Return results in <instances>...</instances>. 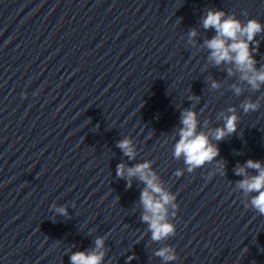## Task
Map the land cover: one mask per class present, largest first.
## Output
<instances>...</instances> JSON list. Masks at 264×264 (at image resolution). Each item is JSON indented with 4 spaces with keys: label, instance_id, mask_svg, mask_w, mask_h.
Returning a JSON list of instances; mask_svg holds the SVG:
<instances>
[{
    "label": "water",
    "instance_id": "obj_1",
    "mask_svg": "<svg viewBox=\"0 0 264 264\" xmlns=\"http://www.w3.org/2000/svg\"><path fill=\"white\" fill-rule=\"evenodd\" d=\"M209 8L264 23V0H0V264H71L97 236L104 264H164L154 253L165 245L178 255L169 264H264V215L235 189L238 165L264 162V86L208 59ZM248 99L259 110L245 114ZM229 106L237 132L214 141L226 175L209 178L215 161L188 172L172 156L181 111L194 108L208 131ZM125 136L135 159L117 147ZM145 160L179 205L175 235L159 242L141 220L143 183L116 176ZM53 203L70 217L53 221Z\"/></svg>",
    "mask_w": 264,
    "mask_h": 264
},
{
    "label": "clouds",
    "instance_id": "obj_2",
    "mask_svg": "<svg viewBox=\"0 0 264 264\" xmlns=\"http://www.w3.org/2000/svg\"><path fill=\"white\" fill-rule=\"evenodd\" d=\"M201 19L204 29L215 30V35L205 40L203 45L210 50L208 59L217 66L222 63L234 65L235 70L240 73V79L246 81L254 90H259L264 86V67H256L257 60L254 56L260 44L256 37L258 34H264V23L255 18H249L245 22L240 20L235 13L229 14L212 8H209ZM196 35L195 29L188 32L190 43H194ZM228 72L232 74V69L229 68ZM211 87L216 89L220 85L213 81ZM233 89L237 95L242 92L239 86L233 85ZM189 98L198 99L191 96ZM241 107L246 114L259 110L260 102L248 99L242 102ZM198 115L194 108L181 111L180 127L175 133L178 139L173 144L172 156L174 159L183 158L188 172H193L215 161L214 170L208 173L209 178L216 174L224 176L226 165L223 161L216 159L220 155V149L215 142L237 132L240 117L236 112V107L229 106L221 111L218 118L223 121L222 126L208 129V131L201 130L207 127L208 121H204L202 125ZM117 147L129 159H135L136 145L133 138L125 136L117 142ZM248 169L256 170V174L249 175ZM184 171L185 169H177L175 175L182 176ZM235 174L244 177L236 182L235 189L242 193L246 206L254 209L259 215H264V162L249 159L244 165H238L235 168ZM116 176L126 179L129 188L132 186L133 177L143 183L144 187L139 199L143 208L141 220L147 224L151 239L159 242L174 236L176 225L173 218L177 216L179 208L176 202L177 195L164 187L159 174L152 166V161L145 160L131 167L121 162L116 166ZM72 207H75L74 202ZM51 208L54 213L53 221L56 216L70 217L67 204L53 203ZM170 209L172 220L169 219ZM106 239V236H97L93 248L72 252L71 264H104L107 255ZM154 254L161 257L164 264L178 259L176 249L172 245H165L157 249ZM134 258V255H130L127 259L131 261Z\"/></svg>",
    "mask_w": 264,
    "mask_h": 264
}]
</instances>
